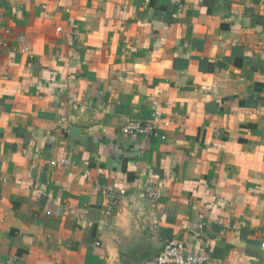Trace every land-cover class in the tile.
<instances>
[{
	"label": "crops",
	"instance_id": "1",
	"mask_svg": "<svg viewBox=\"0 0 264 264\" xmlns=\"http://www.w3.org/2000/svg\"><path fill=\"white\" fill-rule=\"evenodd\" d=\"M155 112L173 125L122 133ZM169 240L264 264V0H0V264Z\"/></svg>",
	"mask_w": 264,
	"mask_h": 264
},
{
	"label": "built area",
	"instance_id": "2",
	"mask_svg": "<svg viewBox=\"0 0 264 264\" xmlns=\"http://www.w3.org/2000/svg\"><path fill=\"white\" fill-rule=\"evenodd\" d=\"M30 57L32 58L31 55ZM151 117L146 122L137 119H128L121 129L122 133L129 135L151 133L154 130L155 121L162 122L164 127L173 125L172 120L163 119L162 115L158 112L153 113ZM68 162L67 159L62 158L57 161H52L51 165H66ZM101 194L107 201L106 214H110L113 211V207L117 204L119 197L124 194V191H117L111 187H105L101 189ZM147 194L150 201L156 204L159 199L158 192L152 188H148ZM262 247H264V243ZM207 261L208 257L205 255L188 253L182 241L169 240L156 257L155 264H206Z\"/></svg>",
	"mask_w": 264,
	"mask_h": 264
}]
</instances>
